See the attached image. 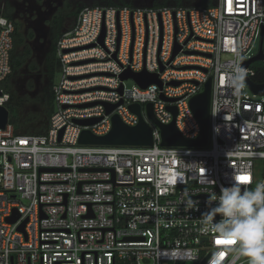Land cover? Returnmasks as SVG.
I'll use <instances>...</instances> for the list:
<instances>
[{
    "label": "built area",
    "instance_id": "2783aa9c",
    "mask_svg": "<svg viewBox=\"0 0 264 264\" xmlns=\"http://www.w3.org/2000/svg\"><path fill=\"white\" fill-rule=\"evenodd\" d=\"M263 28L264 0H217L208 9L86 7L57 42L54 113L43 133L28 134L16 132L9 120L4 82L12 70L14 24L0 14V106L8 110L0 128V264H248L232 245L216 244L201 214L208 197L233 178L250 177L240 182L247 188L264 181V97L245 93L253 62L243 65L255 55L254 41L263 35L264 43ZM175 45L180 50L171 58ZM126 69L157 73L161 86H126L119 77ZM208 77L205 146H161L160 131L143 108L151 146L77 142L82 129L106 134L113 114L135 125L132 103H151L162 124L173 117L167 106H175L177 130L195 138L200 125L189 99ZM120 100L109 114L99 103ZM90 102L97 103L80 107ZM88 118L100 120L73 122ZM189 195L198 210L186 208Z\"/></svg>",
    "mask_w": 264,
    "mask_h": 264
},
{
    "label": "trees",
    "instance_id": "16d2710c",
    "mask_svg": "<svg viewBox=\"0 0 264 264\" xmlns=\"http://www.w3.org/2000/svg\"><path fill=\"white\" fill-rule=\"evenodd\" d=\"M216 2L217 0H64L62 7L64 11L55 14L47 24V45L40 65L33 61L25 63L26 55L32 54L31 49L24 46L28 44V39L27 43L23 44L21 31L16 21L10 14L2 13L14 24L13 46L10 54L12 70L4 86L10 93L9 120L14 124L15 131L28 134H39L45 131L47 122L54 113L52 86L61 66L57 53V42L65 30L72 28L82 9L86 7H149L154 10L163 7L208 9L215 6ZM68 20L72 22L70 27H66ZM29 37L33 39L32 32H29ZM251 68L253 70L252 81L256 84L264 83V62L252 63ZM8 82L12 84L9 85ZM33 106H39L41 112L34 111Z\"/></svg>",
    "mask_w": 264,
    "mask_h": 264
},
{
    "label": "water",
    "instance_id": "95a60500",
    "mask_svg": "<svg viewBox=\"0 0 264 264\" xmlns=\"http://www.w3.org/2000/svg\"><path fill=\"white\" fill-rule=\"evenodd\" d=\"M264 28L262 29V33ZM105 34V28L102 26L101 32L97 38V43L103 45V38ZM262 43L263 35H261L259 41V49L257 54H255L251 59L243 62L244 66L249 65L253 61H260L263 59L262 53ZM90 46H94L90 44ZM180 50L179 45H175L172 52L173 58L178 51ZM67 50H62V53H66ZM115 53L113 54V58ZM163 70V66H160V71ZM121 80H126L128 78L132 79L137 83L141 88H145L151 83H156L161 86V82L158 79L157 73L148 72L145 69L139 72H132L129 69L124 70L120 74ZM179 82L172 81L170 84L177 85ZM246 83L251 88V90L257 94H264V83L256 84L252 82L248 77H246ZM119 93L122 91V86L120 85L117 89ZM210 94H211V77H208L206 82L203 85L202 91L193 95L189 99V107L196 117L200 125V133L197 137L188 139L183 137L175 126V116L176 108L175 106H167V109L172 113V120L167 124L160 123L154 116L152 104L146 103L142 107L138 103H132L128 105V108L131 112L135 113L138 116V122L129 126L122 122L120 117L117 114L111 116V128L110 130L101 136L94 135L89 129H82L80 131L77 142L79 144H88V145H106V146H151L152 144V129L148 122L142 116V108L148 119L159 129L161 135V146H205L208 138L209 130V108H210ZM162 100L171 101V99H166L160 95ZM97 102H90L81 104L80 107H87L96 104ZM105 108L106 114L112 112L120 103L121 100L117 103H107L99 102ZM62 108H66V105H63ZM8 110L5 107L0 106V128H3L7 122ZM100 118H88V119H73L75 124L80 126H90ZM63 133V129L59 131L58 140H60ZM18 217L17 214L9 218L10 222H13ZM22 223L21 228L24 226Z\"/></svg>",
    "mask_w": 264,
    "mask_h": 264
},
{
    "label": "clouds",
    "instance_id": "9594fccd",
    "mask_svg": "<svg viewBox=\"0 0 264 264\" xmlns=\"http://www.w3.org/2000/svg\"><path fill=\"white\" fill-rule=\"evenodd\" d=\"M198 203L191 195L185 201L188 210H198ZM207 205L201 214L204 230L234 241L231 252L246 257L248 264H264V181L247 188L233 178L208 197Z\"/></svg>",
    "mask_w": 264,
    "mask_h": 264
},
{
    "label": "rangeland",
    "instance_id": "374dc122",
    "mask_svg": "<svg viewBox=\"0 0 264 264\" xmlns=\"http://www.w3.org/2000/svg\"><path fill=\"white\" fill-rule=\"evenodd\" d=\"M35 2V1H34ZM32 2L31 5H25L24 12L25 14H21L15 17H12L14 21H16L19 30L21 31V35L23 38V44L24 42H28L27 45L24 44L25 47H29L31 49V55H26V62L30 63L31 61L35 62L36 64H41V58L42 54L46 48L47 45V34H48V23L50 19L59 12L64 11L63 4L64 0H43V1H37L36 3ZM6 13V12H3ZM72 22L70 20L67 21L66 27H70ZM156 29V28H155ZM29 32L33 33V39H30ZM25 40V41H24ZM259 38L256 39L253 43V46L251 48V55H254L258 52L259 49ZM26 42V43H27ZM28 49V50H29ZM262 51L264 53V43L262 45ZM261 61V60H260ZM259 62L258 60L253 61V63ZM26 71V70H25ZM59 73L56 74L55 81L59 80ZM134 82L132 79L128 78L125 80V85L130 86ZM8 84H12V82H8ZM17 88L19 86L16 85ZM244 91L246 94H248L250 97H253L255 99H261L264 97L263 94H256L253 95V91L248 86V84L244 85ZM255 96V97H254ZM34 111L41 112V108L39 106H33ZM161 264H172L163 262ZM176 264H193L190 262H183V263H176Z\"/></svg>",
    "mask_w": 264,
    "mask_h": 264
},
{
    "label": "flooded vegetation",
    "instance_id": "af4514ba",
    "mask_svg": "<svg viewBox=\"0 0 264 264\" xmlns=\"http://www.w3.org/2000/svg\"><path fill=\"white\" fill-rule=\"evenodd\" d=\"M37 1L41 2L43 0ZM32 2L36 3V0H0V14L6 12L7 14H10L11 17L25 14V5L27 4L29 6Z\"/></svg>",
    "mask_w": 264,
    "mask_h": 264
},
{
    "label": "snow or ice",
    "instance_id": "6c2138e0",
    "mask_svg": "<svg viewBox=\"0 0 264 264\" xmlns=\"http://www.w3.org/2000/svg\"><path fill=\"white\" fill-rule=\"evenodd\" d=\"M236 179L240 182H248L250 180V177L248 176H244V175H240L237 176ZM234 241H226L223 238L217 237L216 238V244L217 245H229V244H233ZM221 256H223V253H221Z\"/></svg>",
    "mask_w": 264,
    "mask_h": 264
}]
</instances>
